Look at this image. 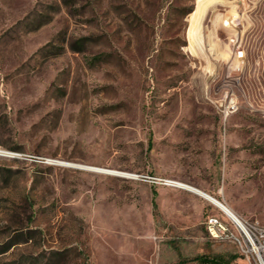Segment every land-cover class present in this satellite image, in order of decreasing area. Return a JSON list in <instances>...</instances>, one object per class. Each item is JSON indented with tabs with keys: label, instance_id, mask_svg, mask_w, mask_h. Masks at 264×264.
<instances>
[{
	"label": "rangeland",
	"instance_id": "374dc122",
	"mask_svg": "<svg viewBox=\"0 0 264 264\" xmlns=\"http://www.w3.org/2000/svg\"><path fill=\"white\" fill-rule=\"evenodd\" d=\"M213 1L0 0V264H248L169 183L264 225V0Z\"/></svg>",
	"mask_w": 264,
	"mask_h": 264
},
{
	"label": "built area",
	"instance_id": "2783aa9c",
	"mask_svg": "<svg viewBox=\"0 0 264 264\" xmlns=\"http://www.w3.org/2000/svg\"><path fill=\"white\" fill-rule=\"evenodd\" d=\"M239 106L229 98L221 109L225 119L239 112ZM0 155H4L0 152ZM221 210V209H220ZM224 217L211 215L205 220L209 236L220 242H228L237 247L248 264H264V225L242 216L228 214L221 210Z\"/></svg>",
	"mask_w": 264,
	"mask_h": 264
},
{
	"label": "bare ground",
	"instance_id": "6f19581e",
	"mask_svg": "<svg viewBox=\"0 0 264 264\" xmlns=\"http://www.w3.org/2000/svg\"><path fill=\"white\" fill-rule=\"evenodd\" d=\"M216 1H218V0H216ZM211 3L212 2H210V0H197L196 10L194 13L191 14V18L193 20V23L195 25V30H196V34H195L196 35V43L199 41L201 20L203 19L205 12H206V10H208V7L210 6ZM212 4H214V3H212ZM0 152L4 155H8V156H18L16 153H11V152H7V151H3V150H0ZM82 167L89 169V170H92V171L112 172V171H108V170L97 168V167H91V166H82ZM169 183L175 187L186 190L190 193H193L195 195H198V196L206 199L207 201L211 202L212 204L217 206L219 209L227 212L228 214H231V215L236 214L234 211H232L228 206L223 204L221 201H219L218 199L214 198L213 196L209 195L208 193L204 192L203 190H201L197 187H194V186L182 183V182H176V181H170Z\"/></svg>",
	"mask_w": 264,
	"mask_h": 264
},
{
	"label": "trees",
	"instance_id": "16d2710c",
	"mask_svg": "<svg viewBox=\"0 0 264 264\" xmlns=\"http://www.w3.org/2000/svg\"><path fill=\"white\" fill-rule=\"evenodd\" d=\"M202 262H203V264H230V262L228 260H225V259L220 258V257H215V258H211V259L203 258Z\"/></svg>",
	"mask_w": 264,
	"mask_h": 264
},
{
	"label": "water",
	"instance_id": "95a60500",
	"mask_svg": "<svg viewBox=\"0 0 264 264\" xmlns=\"http://www.w3.org/2000/svg\"><path fill=\"white\" fill-rule=\"evenodd\" d=\"M10 157H13V158H14V157H16V156H10Z\"/></svg>",
	"mask_w": 264,
	"mask_h": 264
},
{
	"label": "crops",
	"instance_id": "0c3cea01",
	"mask_svg": "<svg viewBox=\"0 0 264 264\" xmlns=\"http://www.w3.org/2000/svg\"><path fill=\"white\" fill-rule=\"evenodd\" d=\"M195 34H196V30H195ZM195 37H196V35H195Z\"/></svg>",
	"mask_w": 264,
	"mask_h": 264
}]
</instances>
